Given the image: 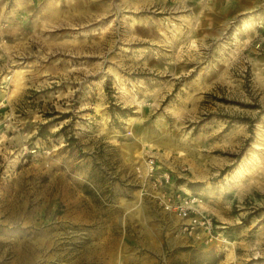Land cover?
I'll return each instance as SVG.
<instances>
[{
  "label": "rangeland",
  "instance_id": "1",
  "mask_svg": "<svg viewBox=\"0 0 264 264\" xmlns=\"http://www.w3.org/2000/svg\"><path fill=\"white\" fill-rule=\"evenodd\" d=\"M0 264H264V0H0Z\"/></svg>",
  "mask_w": 264,
  "mask_h": 264
},
{
  "label": "built area",
  "instance_id": "2",
  "mask_svg": "<svg viewBox=\"0 0 264 264\" xmlns=\"http://www.w3.org/2000/svg\"><path fill=\"white\" fill-rule=\"evenodd\" d=\"M154 156L149 155L143 164L137 167L141 171L140 176L144 178L153 176L154 171ZM168 174H165L160 180L153 178V183L156 184L158 179L159 185L166 184L169 181ZM162 204L165 209L175 213L182 221V229L188 234H202L210 232L216 226V221L212 215L201 207L202 197L199 192L191 191L184 195L162 193Z\"/></svg>",
  "mask_w": 264,
  "mask_h": 264
}]
</instances>
